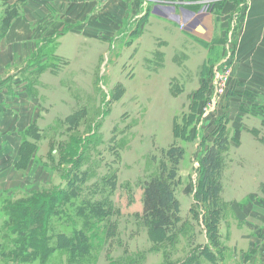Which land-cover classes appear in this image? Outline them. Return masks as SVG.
<instances>
[{
    "label": "crops",
    "instance_id": "0c3cea01",
    "mask_svg": "<svg viewBox=\"0 0 264 264\" xmlns=\"http://www.w3.org/2000/svg\"><path fill=\"white\" fill-rule=\"evenodd\" d=\"M213 1L221 4L218 12L209 8V0H0V229L9 200L52 189L55 178L46 164L54 138H38L32 128L40 121H62L56 111L45 124L36 95L28 94V81L19 79L23 71H35L37 59L48 53L57 64L63 59L70 66L75 58L99 62L109 52L117 59L134 48L130 58L149 64L154 57L164 60L160 70L168 56L166 89L170 94L178 90V99L190 87L191 80L182 77L197 75L201 81L208 57L218 64L229 42L234 76L224 130L231 138L219 178L220 202L231 219L225 240L242 260L239 264H264V0ZM8 8L16 13L4 30ZM54 74L44 71L37 79L44 84ZM230 166L231 179L224 184Z\"/></svg>",
    "mask_w": 264,
    "mask_h": 264
},
{
    "label": "rangeland",
    "instance_id": "374dc122",
    "mask_svg": "<svg viewBox=\"0 0 264 264\" xmlns=\"http://www.w3.org/2000/svg\"><path fill=\"white\" fill-rule=\"evenodd\" d=\"M209 1L214 3H211L209 8L218 12L221 4ZM130 41L135 43V39L131 38ZM117 45L120 48V41ZM154 48L158 49L159 45H154ZM118 50L111 52L116 53ZM230 50L233 54L231 44ZM135 52L133 48L125 57L119 54L117 59L108 52L99 62L95 58L91 62L80 60L79 57L70 61V66L67 60L63 59L57 64L58 61L46 53L34 64L44 62L51 65L55 72L53 79L43 84L37 79L38 74L36 75L34 71L31 73L23 71L19 74V79L28 81L29 96L36 95L39 103L38 116L42 117L45 124L49 119L46 116H53L56 111L61 121L78 110H82L85 115L79 119L80 121L75 120L72 124L73 131H68L67 125L50 122L48 125H42L41 121L38 126L32 128L40 137L49 135L51 140L54 138L55 147L52 150L54 153L50 152L46 164L50 170H55L53 171L55 178L52 179V189L40 190L42 192L30 191L21 198L9 200L4 205L5 222L0 229V250L7 240L14 239L11 234L14 223L9 221L8 216L14 214L13 210L16 207L19 210L24 206H33L57 190L67 189L74 173H85L88 176L89 182L83 187H90L111 175L116 185L110 200L116 210L112 222L117 225V234L106 243L96 264L114 262L120 264L119 260L124 255L136 253L144 255L143 264H162V258L158 253L149 252L155 241L160 238L151 234L148 226L141 220L142 182L151 176L159 175V152L174 145L182 148L184 152V160L178 169L180 185L175 196L180 204L179 216L183 223L195 226L196 237L192 248L200 246L207 249L215 255L219 264L242 262L225 240L226 229H229L226 225L231 219L224 205L215 216L218 226L214 230L216 233L213 238L207 233V226L213 216L211 207L207 204L204 187L199 182L201 175L199 162L206 149L217 138L227 141L231 138L230 132L224 130V125H228L227 96L230 94L234 76L232 59L228 66L231 74L225 83V90L217 99V105L210 106L212 96L210 78L215 68L217 70L222 68L219 63L207 66L201 81L197 82V75L196 77L184 75L181 79L183 81L185 77L186 82L191 80L187 83L190 87L177 99L175 96L178 90L171 93L174 96L172 97L166 89L170 70L168 56L167 66L159 70L161 64L165 66L164 60L155 57L152 60L150 56L152 53L148 50L152 60L149 64L144 59L138 60L136 56L130 58ZM226 53L227 51L224 55ZM47 71L50 73L51 69L45 70ZM82 74L84 76L88 74V79L86 80ZM177 84L178 82H173V87ZM50 109H53V113H50ZM220 113L222 116H219ZM246 148L247 146L245 150ZM85 149L90 151L87 153ZM233 153L230 152L229 159L234 157ZM245 153L242 152L243 155ZM152 157L155 158L154 162ZM231 174L232 166L226 168L223 174L224 184L230 181ZM78 177L81 178V175ZM27 197H32V200ZM184 250L183 246L178 252L183 254ZM179 259L180 256L177 260ZM202 259L204 263L210 264L200 257V260ZM0 264L7 262L2 263L0 260Z\"/></svg>",
    "mask_w": 264,
    "mask_h": 264
},
{
    "label": "trees",
    "instance_id": "16d2710c",
    "mask_svg": "<svg viewBox=\"0 0 264 264\" xmlns=\"http://www.w3.org/2000/svg\"><path fill=\"white\" fill-rule=\"evenodd\" d=\"M12 13H16L12 8H8L5 12L1 24L4 30L12 18ZM217 60L209 56L208 67L213 66ZM48 69L54 71L51 65L38 62L34 72L38 74V78ZM84 115L82 110L72 112L64 118L62 125L69 126L68 131H73L72 124L76 119L80 121L79 119ZM33 132L36 137H40L36 130ZM228 141L223 138L215 139L199 162L201 170L199 182L204 187L207 204L211 207L213 216L207 226L210 238H213L216 233L214 230L218 226L215 216L222 209L219 178L229 148ZM31 146L34 148L33 145ZM89 151L85 149V152ZM159 153V175L151 176L142 182L141 220L148 226L151 234L160 238L155 241L154 247L150 248L149 252L158 253L162 258V264H206L203 259L200 260V257L210 264H219L215 255L207 249L200 246L192 248L196 237L195 226L184 224L179 216L180 204L175 193L180 185L178 169L184 160L183 149L171 145L160 150ZM152 160L154 162L155 158L152 157ZM78 162L80 163L81 159ZM78 175H81V178ZM73 176L68 182L67 189L57 190L53 195H48L46 199L33 206H24L19 210L16 207L13 210L14 214L8 216L9 221L14 223L11 232L14 239L7 240L2 245L0 250L2 263L4 261L7 264L97 263L106 243L117 234V225L112 222L116 210L110 200L116 187L114 177L109 175L90 187H83L89 182L88 176L85 173H74ZM27 198L32 200V197ZM183 246L185 250L182 254L178 251ZM179 256L181 259L177 260ZM144 260L142 253H136L124 255L119 262L143 264Z\"/></svg>",
    "mask_w": 264,
    "mask_h": 264
},
{
    "label": "built area",
    "instance_id": "2783aa9c",
    "mask_svg": "<svg viewBox=\"0 0 264 264\" xmlns=\"http://www.w3.org/2000/svg\"><path fill=\"white\" fill-rule=\"evenodd\" d=\"M225 51H227L226 55H224L223 59H221V61L219 62V65H221L222 68L220 70H217L215 68L213 75L210 78L211 93H212V96L210 98L211 100L210 106L217 105V99L222 96L225 90V83L228 81L230 74H231L230 68L228 67L232 59V53L230 50L229 42L225 46L224 53ZM201 125L202 124H199V126Z\"/></svg>",
    "mask_w": 264,
    "mask_h": 264
}]
</instances>
